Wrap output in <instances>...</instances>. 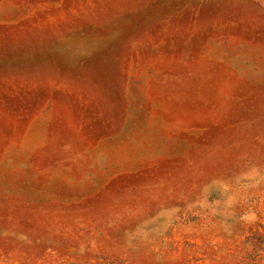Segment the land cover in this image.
I'll use <instances>...</instances> for the list:
<instances>
[{"label": "rangeland", "instance_id": "obj_1", "mask_svg": "<svg viewBox=\"0 0 264 264\" xmlns=\"http://www.w3.org/2000/svg\"><path fill=\"white\" fill-rule=\"evenodd\" d=\"M0 264H264V0H0Z\"/></svg>", "mask_w": 264, "mask_h": 264}]
</instances>
